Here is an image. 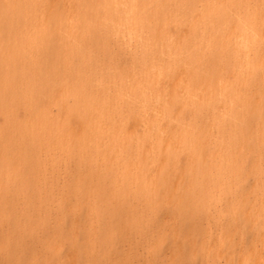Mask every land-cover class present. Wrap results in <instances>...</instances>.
I'll return each instance as SVG.
<instances>
[{
	"label": "bare ground",
	"instance_id": "obj_1",
	"mask_svg": "<svg viewBox=\"0 0 264 264\" xmlns=\"http://www.w3.org/2000/svg\"><path fill=\"white\" fill-rule=\"evenodd\" d=\"M0 264H264V0H0Z\"/></svg>",
	"mask_w": 264,
	"mask_h": 264
}]
</instances>
